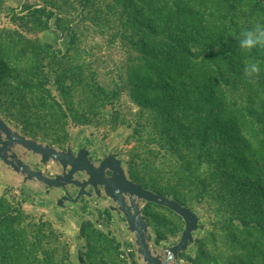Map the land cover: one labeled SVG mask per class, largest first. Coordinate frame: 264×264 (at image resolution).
<instances>
[{
    "label": "rangeland",
    "instance_id": "374dc122",
    "mask_svg": "<svg viewBox=\"0 0 264 264\" xmlns=\"http://www.w3.org/2000/svg\"><path fill=\"white\" fill-rule=\"evenodd\" d=\"M41 1L0 0V61H16L21 50L16 44L20 36L39 40L53 50H69L71 38L57 28V14L48 0ZM238 2L233 3L235 11L231 9L229 21L238 24L241 31L255 23L264 24L258 0ZM113 22L108 20L105 26L88 19L83 22L86 39L82 47L87 51L80 53L84 58L79 62L89 61L98 72L100 83L109 87L111 93H119L90 124H72L68 133H62V139L57 140L45 138L51 133H40L37 129L36 133H25V127L13 119L9 102L0 103V115L13 130L45 145L74 154L87 151L95 165L106 157L115 158L129 181L156 193L147 184L150 177L158 178L151 172L150 168L154 167L150 163L164 170L162 175H170L171 168L178 163L173 160L177 157L172 152L170 134L184 145L182 150L199 152L201 147L195 142L186 145V139L180 136L182 133H163L162 126L154 125L158 116L140 108L132 98L126 75L128 67L144 54L142 36L131 39L124 47L112 36ZM21 65L18 62L16 67ZM8 73L1 63L0 89L3 92L6 85L3 78ZM109 73H113L112 76ZM50 80L52 93L59 97L55 78ZM256 89L263 92L264 98V88L256 85ZM5 140L0 131V146ZM225 141L224 148L208 144V155L235 153L233 145ZM257 142L253 141L255 149L259 147ZM261 153L264 162V150ZM7 160L0 158V264H145L138 253L134 233L104 186L83 188L89 180L86 172H77L72 184L52 187L40 176L55 179L66 175L70 167L54 160L44 161L41 155L20 145L10 149ZM214 161L215 158L208 156L206 162L193 165L197 169L195 175L203 182L196 177L200 183L178 197L196 215L198 226L187 249L169 264H231L236 255L246 259L247 251L240 242L246 244L252 254H255L253 246L264 249L263 236L253 224L264 225V183L245 174L246 168H239L234 161L224 163L223 159L222 166ZM253 166L255 175L259 174L258 167ZM162 175L159 178L163 181ZM205 185L206 191L201 189ZM169 198L174 199V194ZM138 207L144 217L151 250L161 260L166 259L181 240L185 219L165 206L144 199L138 200ZM244 219L248 226L242 225ZM254 261L264 264L261 256Z\"/></svg>",
    "mask_w": 264,
    "mask_h": 264
},
{
    "label": "trees",
    "instance_id": "16d2710c",
    "mask_svg": "<svg viewBox=\"0 0 264 264\" xmlns=\"http://www.w3.org/2000/svg\"><path fill=\"white\" fill-rule=\"evenodd\" d=\"M238 1L48 0L57 14V28L71 38V47L62 52L20 36L16 44L21 50L13 63L17 66L20 62L21 67L0 61L9 70L3 78L4 92L0 89V103L9 102L13 119L25 127V133H36L37 129L51 133L45 135L49 139H62V133H68L73 125L90 124L119 93H111L100 83L89 61L79 62L84 58L80 53L87 51L82 47L86 39L83 22L88 19L105 26L108 20H114L112 36L122 46L142 36L144 54L128 67L126 75L132 98L140 108L158 116L154 125L162 126L163 133H182L186 145L195 142L201 147L199 152L182 150L184 145L170 134L172 152L177 157L173 160L178 163L170 175H162L164 170L150 163L154 167L151 172L158 178L150 177L147 184L158 194H174V199L184 205L178 197L203 182L192 166L206 162L208 156L219 166L234 161L239 168H246L245 174L264 183V98L256 89V85L264 88V51L248 54L239 48L240 26L229 21L233 3ZM258 3L264 16V0ZM252 59L262 62L255 83H249L243 71L246 61ZM51 77L56 80L59 97L49 87ZM224 141L233 145L235 153L208 155V144L224 148ZM253 141H258L257 149ZM253 165L259 174L255 175ZM201 189L206 191L207 186ZM245 220L242 225L248 226ZM253 224L264 241V225ZM239 244L247 251L246 259L236 255L231 264H256L257 256L264 261L262 246H253L252 254L246 244Z\"/></svg>",
    "mask_w": 264,
    "mask_h": 264
},
{
    "label": "water",
    "instance_id": "95a60500",
    "mask_svg": "<svg viewBox=\"0 0 264 264\" xmlns=\"http://www.w3.org/2000/svg\"><path fill=\"white\" fill-rule=\"evenodd\" d=\"M0 131L6 137V140L0 146V158L5 162H8L7 155L10 149L14 145H20L41 155L44 161L54 160L65 167H70L66 175L55 179L40 176V179L49 186L55 187L62 184H72L75 182V174L79 171L86 172L89 175V180L83 185V188L88 185L104 186L108 195L117 203L119 210L127 220L130 230L134 233L138 253L143 258L145 264H169L173 259L178 257L180 252L187 249L193 231L198 226L196 215L188 207L176 200L152 192L135 182L129 181L125 177L121 163L115 158L106 157L99 165H95L87 151L81 150L79 153L74 154L69 150L62 151L45 145L13 130L1 115ZM110 169L113 170L111 174L108 173ZM139 199L165 206L181 215L186 221V228L180 242L171 249V254L164 260L157 257L149 246L144 217L138 207Z\"/></svg>",
    "mask_w": 264,
    "mask_h": 264
},
{
    "label": "clouds",
    "instance_id": "9594fccd",
    "mask_svg": "<svg viewBox=\"0 0 264 264\" xmlns=\"http://www.w3.org/2000/svg\"><path fill=\"white\" fill-rule=\"evenodd\" d=\"M238 45L245 53L251 54L256 50L264 51V24L255 23L250 28L240 32L237 37ZM244 76L249 83H255L262 72L260 60H248L244 66Z\"/></svg>",
    "mask_w": 264,
    "mask_h": 264
},
{
    "label": "bare ground",
    "instance_id": "6f19581e",
    "mask_svg": "<svg viewBox=\"0 0 264 264\" xmlns=\"http://www.w3.org/2000/svg\"><path fill=\"white\" fill-rule=\"evenodd\" d=\"M171 254V252L169 253V255ZM168 257V256H167Z\"/></svg>",
    "mask_w": 264,
    "mask_h": 264
}]
</instances>
